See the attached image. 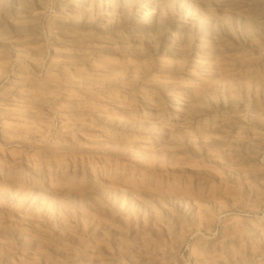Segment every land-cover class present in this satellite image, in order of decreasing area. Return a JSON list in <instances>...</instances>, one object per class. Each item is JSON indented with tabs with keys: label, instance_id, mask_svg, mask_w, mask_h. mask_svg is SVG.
<instances>
[{
	"label": "bare ground",
	"instance_id": "6f19581e",
	"mask_svg": "<svg viewBox=\"0 0 264 264\" xmlns=\"http://www.w3.org/2000/svg\"><path fill=\"white\" fill-rule=\"evenodd\" d=\"M35 1L39 11L30 9L4 22L5 26L27 25L24 29L16 28L21 38L0 39V76L2 71L14 75L7 95L15 107L9 111L0 106V113L9 116L15 130L31 133L34 139L41 137L39 129L47 125L43 126L36 109L54 96L63 95L66 109L86 113L105 128L104 152L130 153L138 161L147 160L148 166L141 173L144 184L159 182L156 164L164 162V156L180 142L225 152L240 147L256 148L262 140L254 130L236 131L231 136L241 115L226 113L240 111L255 123L264 122V0H248L251 4L247 9L240 8L242 0H225L223 5L237 6L239 11L227 9L215 16L204 15L197 9L200 0H118L122 11L128 7L150 8L135 15L140 30L132 34L123 33L115 22L107 20L105 27L113 32L110 38L76 31L92 23V14L101 0H66L60 14L50 18L54 40L52 75L45 80L4 63L6 57L2 53L7 48L14 58L26 57L39 67L37 26L47 0ZM65 28L72 30L63 33ZM154 33L165 36L167 44L162 57L148 62L147 53L151 52H131L139 56V61L126 58L130 44L137 40L146 42ZM77 62H82V67ZM62 66L66 69L61 70ZM152 70L157 74L151 75ZM139 83L143 85L137 94L141 110L114 92L93 104L85 101L114 84L125 88ZM105 103L121 115L103 109L101 105ZM216 109L220 110L213 113ZM60 122V131L65 135L84 129L97 132L93 125L69 118L61 117ZM22 160L15 153L10 160H0V212L15 213L6 225L0 219V237L11 234L21 244L42 245L45 241L41 228L48 222H60L63 231H68L67 226L75 217L88 223L90 217L84 209L99 207L94 200L97 196H101L102 202L123 209L127 216L138 218L146 212L152 218L164 212L167 218L176 220L174 207L193 211V206L181 196L149 200L130 189H102L93 177L84 195L81 190L87 182L75 178V167L68 158L44 161L26 156ZM225 163L234 173L244 175L231 158ZM70 204L72 208L68 209ZM67 216L72 218L66 220ZM211 224L212 220L204 223L206 227ZM226 226L230 232L220 241L200 238L194 249L199 264H244L245 258L253 260L264 251V217L247 224L234 218ZM199 229L196 228L197 234ZM7 245L0 239L1 251ZM242 246L247 248L245 253ZM151 249L155 246L144 242L141 251ZM153 261L148 260L147 264ZM88 264L100 263L94 260Z\"/></svg>",
	"mask_w": 264,
	"mask_h": 264
},
{
	"label": "rangeland",
	"instance_id": "374dc122",
	"mask_svg": "<svg viewBox=\"0 0 264 264\" xmlns=\"http://www.w3.org/2000/svg\"><path fill=\"white\" fill-rule=\"evenodd\" d=\"M241 2L242 6L239 7L242 9H247L251 4L248 0ZM223 3L225 4V0H200L196 7L202 14L208 16L220 15L227 9L239 11L237 6H225ZM65 5L66 0L46 2L37 26L38 46L41 48L38 68L26 57L14 58L7 48L2 49L6 51L2 52L6 57L4 63L22 68L31 76L41 80L52 75L50 63L54 40L49 29L50 18L60 14ZM39 8L35 0H0V39L9 36L12 39H20V32L16 28L24 29L27 25L5 26V20H14L20 13L30 9L39 11ZM149 8L150 6L143 9L128 7L122 11L118 0H101V4L92 14V23L76 31L95 38H110L113 32L105 27V22L111 20L123 33L132 34L131 32L140 30L135 15L147 12ZM71 30L65 28L63 33H69ZM166 44L163 34L154 33L146 42L137 40L130 44V53L126 58L138 62L136 58L139 59V56L131 52H151L147 53L146 60L156 61L158 57H162ZM81 63L76 64L82 67ZM63 69L66 67L62 66L61 70ZM150 74L157 73L152 70ZM13 82L14 75L2 71L0 106L9 111L15 108L7 95V88ZM142 88V83L136 87L125 88H119L114 84L109 90H100L85 101L93 104L114 92L121 99L132 101L136 109L141 110L142 106L137 101V94ZM72 92L74 91L68 93ZM155 94L158 95L157 92ZM101 107L112 115H121L112 105L105 103ZM219 110L216 109L213 113ZM36 111L43 120V126L47 125L39 129L41 137L37 139H34L31 133L24 134L15 130L9 116L0 113L1 161L10 160L12 153H15L16 157L21 156L22 161L26 156L44 161L68 158L75 167V178L87 182V187L81 190L84 195L88 193L89 180L93 177L95 183L102 189L111 191L118 188L130 189L149 200L156 198L165 200L167 195L181 196L193 206V211L189 213L183 208L174 207L176 220H170L164 212L158 213L155 218L150 217L146 212L143 218H138L127 216L123 209L107 201L102 202L101 196H97L94 200L99 207L84 209V213L90 217L88 223L86 219L67 216L66 220L72 218L67 226L68 231H63L60 222L44 224L41 235L45 242L42 245H37L36 242L21 244L11 234L1 236L0 239L6 241L8 245L4 250H0V264L20 261L24 264H88L94 260L100 264H147V261L152 259L154 261L151 264H199L194 249L198 246L200 238H214L220 241L230 232L226 226L228 220L240 219L241 223L247 224L264 217V122L255 123L244 112L226 113V115H241V120L232 130L231 136L236 131L242 133L257 131L262 140L256 148L240 147L235 151L230 149L222 152V149L215 151L201 145L180 142L173 152L164 156V162L156 164L159 182L144 184L141 181V173L142 169L148 166L147 160L138 161L130 153L104 152L102 141L105 128L86 113L66 109L63 95L54 96ZM61 117L91 124L97 128V132L84 129L65 135L60 131ZM216 154L220 157H214ZM228 158L234 160L236 166L244 172L243 176L234 173L225 163ZM115 164L118 165L116 170ZM105 165L107 168H104ZM43 180L47 181V177ZM66 207L71 209L72 205ZM12 215L15 213L1 211L0 219L4 222L2 224L6 225V220ZM207 220H212L209 227L204 225ZM64 222L66 226L67 222ZM198 227L200 229L197 234L195 231ZM144 242L155 246V249L141 251ZM242 248L245 253L247 248L243 246ZM244 264H264V251L253 260L245 258Z\"/></svg>",
	"mask_w": 264,
	"mask_h": 264
}]
</instances>
